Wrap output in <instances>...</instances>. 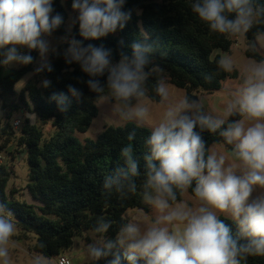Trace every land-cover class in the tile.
Here are the masks:
<instances>
[{
    "label": "clouds",
    "instance_id": "9594fccd",
    "mask_svg": "<svg viewBox=\"0 0 264 264\" xmlns=\"http://www.w3.org/2000/svg\"><path fill=\"white\" fill-rule=\"evenodd\" d=\"M126 0H72L78 15L83 40H97L123 29L131 19L124 11ZM191 11L210 32L238 37L248 33L264 18V6L255 0H193ZM64 23L55 12L53 0H0V67L27 66L35 63L32 74L52 72L50 54L60 55L50 37ZM131 45V55L121 51L113 60L112 49L103 45H84L83 40L63 36L68 46L62 55L66 64H78L88 77L76 78L97 98L109 100L118 116L148 125L145 140V171L141 195L155 210L149 221H130L121 226L114 238L99 246L89 243L88 256L94 264H246L248 257H264V60L237 64L225 54L216 61L219 70H239L242 82L224 105L222 115L208 114L202 102L191 96L173 98L164 69L154 63L156 47L147 34ZM121 43H123L121 41ZM251 47H255L252 45ZM28 49V53L22 49ZM35 50L39 58L31 55ZM106 76L102 83L101 77ZM152 77L155 93L164 105L161 117L149 123L151 109L147 83ZM206 79L211 77L206 76ZM48 88L51 81L44 79ZM67 94L53 93L61 112H67L71 98L82 102V88L68 84ZM239 119L231 120V117ZM199 128L200 131H196ZM218 133L226 151L206 146L201 132ZM135 131L127 139L134 141ZM123 161L104 179L107 194L121 198L137 192L135 178L141 175L139 160L132 144L121 148ZM186 194L192 200H186ZM238 227V237L220 216ZM111 221L101 217L96 231L106 234ZM17 225L13 213L0 203V264H13L11 247L16 245ZM245 242L241 243L240 241ZM31 264H49L47 257H31ZM60 264H71L64 258Z\"/></svg>",
    "mask_w": 264,
    "mask_h": 264
},
{
    "label": "trees",
    "instance_id": "16d2710c",
    "mask_svg": "<svg viewBox=\"0 0 264 264\" xmlns=\"http://www.w3.org/2000/svg\"><path fill=\"white\" fill-rule=\"evenodd\" d=\"M192 2L193 0H126L123 10H131L132 14L122 30L118 29L97 40H83L77 25L71 37L83 40L84 45H103L112 49L113 60L118 61L121 51L131 55L132 43L147 34L149 42L157 49L154 63L164 69L160 76L173 86L185 90L187 96L199 99V93L218 91L229 78V73L217 68L216 61L220 56H214V53L216 50L229 52L233 41L229 36L210 32L207 25L191 11ZM66 3L68 8H72V0H66ZM255 3L264 6V0H255ZM53 7L64 18V23L53 35L66 36L68 12L62 0H53ZM261 35H264V18L245 34L247 58L264 60L258 52L257 44ZM252 45L255 47H251ZM25 53H28L26 48ZM59 53L61 54L52 57L53 71L41 73L42 81H51L48 88H44L40 80L32 79L21 92L17 91V84L33 71L35 63L5 76L1 75L0 67V113H3V117H0V153L13 144L26 150L29 166L27 190L41 206L36 207L16 199L17 191L9 190L13 171L3 164H0V203L14 214L21 238L26 240L28 234L34 233L36 242L32 249L47 258L57 257L70 249L74 239L83 236L86 231H96L101 217L111 221V228L106 234H98L105 239L114 238L121 226L128 223L125 213L129 209L148 211L142 199L141 186L145 171L143 156L147 152L145 140L150 136L151 130L134 123L121 127L108 126L98 139L81 143L73 133L89 130L99 113V98L85 84L77 82L78 77L88 79L80 66L75 63L66 64L62 49ZM31 55L38 59L37 51L33 50ZM206 76L211 78L206 79ZM157 78L160 77H152L147 83L149 97L153 102L160 101L154 91ZM100 79L102 83L106 82V76ZM68 84L82 88L85 98L82 102H77L70 97L68 111L61 112L51 97L53 93L67 94ZM27 96L32 107L27 102ZM25 109L32 111L44 124L51 123L56 130L54 136L45 140L43 131L30 122H26L20 131L15 130L10 120L14 113ZM236 119L239 117H231L230 121ZM133 130L136 138L129 141L127 136ZM196 131L200 129L197 128ZM201 135L208 147L223 144L218 133L204 130ZM128 144H132L134 148L141 175L135 178L137 192L121 198L115 192L107 194L103 184L105 177L118 164L123 163L121 148ZM11 154L9 152L10 156ZM220 219L229 226L233 236L238 237L237 225L227 217L220 216ZM240 242L245 241L241 239ZM96 264H106V260L101 259ZM246 264H264V257L250 256Z\"/></svg>",
    "mask_w": 264,
    "mask_h": 264
},
{
    "label": "rangeland",
    "instance_id": "374dc122",
    "mask_svg": "<svg viewBox=\"0 0 264 264\" xmlns=\"http://www.w3.org/2000/svg\"><path fill=\"white\" fill-rule=\"evenodd\" d=\"M63 6L66 8L68 12V19L65 24V30L67 32V36L72 35L75 27L78 24L73 25L72 20L78 15L76 11H74L72 8H68L66 0H62ZM63 36H55L52 35L50 37L51 44L54 48L58 50V52L64 51V49L68 46L66 43H61L60 38ZM233 41V45L231 47V50L229 52H223L221 50H216L214 53V56H223L225 54L231 55L237 64V69H239V66L250 63L254 60L249 59L245 55V51L247 49L246 44V36H238V37H230ZM258 44V52L261 54V56L264 58V35H261L257 39ZM23 52H25V48L22 49ZM55 56V54H50L49 59L52 60V57ZM39 58V56H38ZM23 66H15V67H2L1 75L5 76L9 74L12 71L20 70ZM36 67V64L34 68ZM33 71L26 74L23 79L17 84L16 89L18 92H21L24 86L27 82H29L32 79H38L42 83V76L41 74H32ZM230 76L227 78L223 84L222 88L218 91H215L213 93H205L201 92L198 94L199 100L202 102L205 111L208 114L211 115H222L224 105L227 104L229 98L231 95L237 90L242 82V77L239 72V70H235L233 72L229 73ZM166 80V79H165ZM167 81V80H166ZM169 90L171 93V96L173 98L177 97H183L186 95L185 90L177 88L170 84L169 82ZM27 102L32 107V102L30 98L27 96ZM150 109H151V115H150V121L149 123L156 122L162 115L164 111V105H162L160 102H153L150 99H146L145 101ZM97 107H98V116L94 119L91 127L87 132H74L73 136L76 137L81 143H85L87 140H96L100 136V134L103 132L105 127L108 126H114V127H121L125 126L128 123H134V121H124L122 120L117 112L115 111L114 105L107 99L99 98L97 100ZM0 117H3V113H0ZM16 120L21 121L23 124L26 122H30V124L36 125L38 128H40L43 133L45 140L49 139L50 137L54 136L56 133V130L52 127L51 123L44 124L42 121H40L37 116L29 110L20 111L18 113H14L11 118V124L13 125ZM137 125V124H136ZM141 127H145L149 130L150 127L148 125H144ZM213 149L220 150V151H226L227 147L223 144H217L212 146ZM9 152H11V156L9 155ZM2 159H3V165L7 166L9 169L13 171L12 179L9 183V190L15 189L17 191L16 199L18 201L26 202L28 204L34 205L36 207H40L41 203L37 200H35L31 194L27 190V186L29 184V166L27 162V152L24 149L16 147V145H11L6 148V151L1 153ZM264 193V189L257 188L254 193L253 197L260 195ZM186 200H192V196L190 194H186L185 197H183ZM145 205L148 208V211L142 210V209H129L125 213V218L128 222L130 221H136V220H142V221H149L151 220L155 213V210L145 203ZM223 216V215H221ZM225 217V216H224ZM13 222L17 225V220L13 214ZM17 233L15 236L16 245L14 247H11V256L13 260V264H31V257L38 255L40 253L35 252L32 247L36 242V235L34 233L28 234L26 237V240L21 238V231L17 225ZM105 240V237L103 235H99L96 231H86L83 236H78L74 239L73 246L62 252L61 255L53 258H48L49 264H58L60 256L67 257L72 264H93L92 259L88 256V248L87 245L89 243H95L99 246H102L103 242ZM42 255V254H41Z\"/></svg>",
    "mask_w": 264,
    "mask_h": 264
},
{
    "label": "built area",
    "instance_id": "2783aa9c",
    "mask_svg": "<svg viewBox=\"0 0 264 264\" xmlns=\"http://www.w3.org/2000/svg\"><path fill=\"white\" fill-rule=\"evenodd\" d=\"M23 125H24V124H23L21 121L16 120L12 126H13V128H14L15 130L20 131V130L22 129ZM2 163H3V159H2V156H1V153H0V164H2ZM64 258H67V257H65V256H60L58 264H60L61 260L64 259ZM67 259H68V258H67ZM68 260H69V259H68ZM70 262H71V261H70ZM71 264H72V263H71Z\"/></svg>",
    "mask_w": 264,
    "mask_h": 264
}]
</instances>
